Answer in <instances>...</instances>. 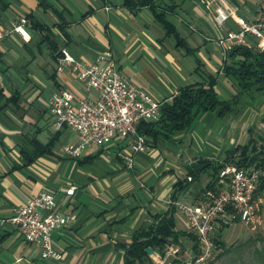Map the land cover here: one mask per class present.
<instances>
[{"label":"crops","instance_id":"obj_1","mask_svg":"<svg viewBox=\"0 0 264 264\" xmlns=\"http://www.w3.org/2000/svg\"><path fill=\"white\" fill-rule=\"evenodd\" d=\"M124 1L0 0V28L31 16L29 40L14 33L0 44V219L41 191L54 193L63 212L78 214L73 226L53 234L62 259H42L38 247L7 227L0 236V264H126L125 248L138 231L171 210L173 200L191 204L204 194L214 170L186 186L191 166L200 160L225 163L229 152L253 138L264 145L260 97L224 118L202 114L173 139L147 137L148 150L134 154L133 169L123 158L129 149L122 135L111 144L88 147L79 159L63 154L78 135L70 127L54 129L49 98L60 89L78 98L87 94L69 74L57 71L63 47L87 62L111 49L123 75L159 100L170 101L210 76L217 78L222 99L235 94V81L225 72L228 58L210 38L237 29L238 22L229 17L220 25L216 9L236 8L237 16L252 20L257 0H160L156 10L166 12L184 44L166 33L153 8L131 9ZM72 186L74 194L67 195ZM174 218L176 229L189 235L177 209ZM187 235L180 241H190ZM190 242L192 249L195 241ZM151 256L154 264L167 263L156 252Z\"/></svg>","mask_w":264,"mask_h":264},{"label":"built area","instance_id":"obj_2","mask_svg":"<svg viewBox=\"0 0 264 264\" xmlns=\"http://www.w3.org/2000/svg\"><path fill=\"white\" fill-rule=\"evenodd\" d=\"M257 11L252 20L237 16L236 8L216 9L220 25L234 17L238 28L228 30L222 37L210 38L224 50L225 58L235 47L244 46L264 50V0H257ZM107 9H110L109 7ZM29 18L21 16L6 28H0V44L14 33L30 39ZM57 71L69 74L80 83L86 96L76 97L68 89H60L49 98L53 116L52 126L59 131L64 127L74 130L78 139L65 145L66 157L79 159L91 146L111 144L122 135L127 140L128 153L124 161L128 169L135 166L134 154L148 150L147 137L139 132L142 122H157L162 106L145 88L126 78L119 69L117 57L107 49L95 62L77 59L67 48L57 54ZM173 97L170 99L172 100ZM263 171L256 167H238L227 164L220 171L219 179L195 203L173 200V206L185 217L191 233L196 238L197 249L167 248L161 260L176 256L184 264H213L222 252L218 241L233 224H259L264 212V195L259 193ZM189 181L191 176H185ZM76 187L66 191L73 195ZM78 221L76 212H63L56 195L41 191L28 202L13 209L10 216L0 219V236L11 227L29 244L40 249L42 259L60 260L63 254L55 248L53 234L56 230L73 226ZM181 253L183 255H181Z\"/></svg>","mask_w":264,"mask_h":264},{"label":"trees","instance_id":"obj_3","mask_svg":"<svg viewBox=\"0 0 264 264\" xmlns=\"http://www.w3.org/2000/svg\"><path fill=\"white\" fill-rule=\"evenodd\" d=\"M157 3H160V0L124 1V4L131 9L153 8L156 20L163 26L166 33L179 39V33L175 26L168 21L166 12L156 10ZM27 17L30 18L31 16ZM180 42L184 44L182 40ZM53 48L56 50V46ZM188 51L191 50L188 49ZM227 57L225 72L233 78L236 88L231 99L220 97L216 88L217 78L210 76L206 82L182 88L172 100L163 104L159 121L142 122L139 126V132L154 140H170L178 132L188 129L202 114L214 113L218 117L224 118L252 106L260 97H264V50L239 46L232 49ZM258 142L257 139L253 138L248 145L237 146L228 153L225 163H216L210 160L198 161L197 164L188 169V176H191L192 179L187 181L186 186L195 182L202 173L213 169V179L205 191L212 188L219 179L220 171L227 164H235L238 167H256L264 173V145L258 146ZM43 152H47V150ZM179 185L184 184L180 182ZM259 193L264 195V175L261 179ZM175 210V207L171 208L164 215L157 217V222L154 225L135 234L131 244L125 248L126 264H154V259L147 252L148 248H153L155 252H159L161 257H164L171 244L181 242L180 239L188 233L176 229ZM187 236L193 237L195 241L193 249L196 250L195 236L193 234ZM146 238L149 240H145ZM218 243L221 247L224 246L223 237L221 240L219 239ZM253 244V240H248L235 248L228 247L220 253L219 259L224 255L232 256L234 254L238 257L236 259L240 261L231 264H247L243 259V252L250 248L254 261L258 262L255 264H264V249L254 248ZM170 264H184V262L181 259L171 258Z\"/></svg>","mask_w":264,"mask_h":264},{"label":"rangeland","instance_id":"obj_4","mask_svg":"<svg viewBox=\"0 0 264 264\" xmlns=\"http://www.w3.org/2000/svg\"><path fill=\"white\" fill-rule=\"evenodd\" d=\"M189 234L192 233L190 232ZM190 239L193 241V237H190ZM248 240L254 241V248L258 247L259 249H264V212L262 213V220L259 224L254 225L237 222L230 226L223 235V242L225 247L222 246V251H225L228 247L235 248L239 245L244 244ZM190 241H188L187 243L180 242L179 244L173 243L169 247L173 245L174 247H180L182 251H184L186 249H189V247L193 245ZM251 253L252 251L250 250V248L246 252H243V259L245 262H247V264H255L256 262L254 261L255 259L253 258ZM156 254L158 258V256L160 255L159 252H156ZM181 255L183 254L181 253ZM236 257L237 256H234V254H232V256L224 255L221 259L218 258L213 264H231L232 262H236L239 260H237ZM171 258H176V256H170L167 259L166 264H170Z\"/></svg>","mask_w":264,"mask_h":264},{"label":"water","instance_id":"obj_5","mask_svg":"<svg viewBox=\"0 0 264 264\" xmlns=\"http://www.w3.org/2000/svg\"><path fill=\"white\" fill-rule=\"evenodd\" d=\"M145 240H149V239L146 238ZM147 252H148L150 255H153V254H154V249H153V248H148V249H147Z\"/></svg>","mask_w":264,"mask_h":264}]
</instances>
